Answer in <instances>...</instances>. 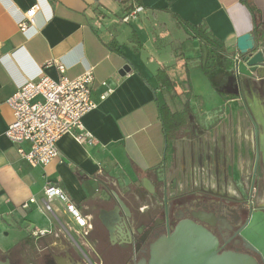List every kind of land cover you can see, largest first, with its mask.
Listing matches in <instances>:
<instances>
[{
	"label": "crops",
	"instance_id": "crops-1",
	"mask_svg": "<svg viewBox=\"0 0 264 264\" xmlns=\"http://www.w3.org/2000/svg\"><path fill=\"white\" fill-rule=\"evenodd\" d=\"M246 1L259 11L264 46V0H0V263L133 261L132 246L125 243L146 223L158 221L164 192L170 197L195 191L197 157L179 162L176 137L185 123L174 126L167 139L159 111L165 103L183 118L198 114L199 127L210 135L209 149L200 151L203 169L226 177L229 149L253 144L248 111L264 136V79L242 77L241 99L233 64L226 67L236 38L254 34ZM35 3L33 23L21 31L17 23ZM135 6L142 11L122 21ZM58 63L70 78L93 71L96 106L82 118L92 143L66 133L57 141L58 157L31 165L17 151H28L29 143H13L4 134L13 119L6 100L40 71L57 79ZM186 67L187 73L201 69L207 78L208 108L200 104V90L189 84L186 94ZM159 68L174 81L175 99L160 86ZM178 90L186 94L181 101L186 111L175 105L181 103ZM234 159L240 165L237 150ZM48 184L69 196L87 225L79 227L59 199L50 202V211L44 209ZM31 229L45 232L34 236Z\"/></svg>",
	"mask_w": 264,
	"mask_h": 264
},
{
	"label": "built area",
	"instance_id": "built-area-1",
	"mask_svg": "<svg viewBox=\"0 0 264 264\" xmlns=\"http://www.w3.org/2000/svg\"><path fill=\"white\" fill-rule=\"evenodd\" d=\"M38 9L39 5L35 3L24 11L23 17L17 23L21 31H25L33 23V17ZM140 11L141 6L133 7L122 17V21L126 22L129 18L136 17ZM46 64L50 65L52 61H47ZM57 69L60 73L57 79L40 71L36 77L19 85L6 100L13 119L7 125L4 134L13 143H29L28 151L20 147L17 151L31 165H46L58 157L57 141L66 133L72 134L81 143H92V135L84 129L82 118L96 106L91 95L93 71L89 68L80 75L70 78L65 75L64 65L58 63ZM44 197V209L50 211V202L55 198L59 199L79 227L87 225V218L59 186L46 185ZM26 205L27 203H24L23 206ZM44 232L30 230L34 236L42 235Z\"/></svg>",
	"mask_w": 264,
	"mask_h": 264
},
{
	"label": "water",
	"instance_id": "water-1",
	"mask_svg": "<svg viewBox=\"0 0 264 264\" xmlns=\"http://www.w3.org/2000/svg\"><path fill=\"white\" fill-rule=\"evenodd\" d=\"M229 59L233 63L239 95L244 99L242 77L264 79V46L260 47L252 32L244 33L236 38L235 52ZM258 142L264 156V136L259 135ZM257 159L258 151L255 162ZM239 233L247 247L259 253L264 263V208L250 211ZM128 240L132 242L131 237ZM133 264H258V261L247 253L220 251L218 239L209 229L191 219H182L170 231L152 240L147 253Z\"/></svg>",
	"mask_w": 264,
	"mask_h": 264
},
{
	"label": "flooded vegetation",
	"instance_id": "flooded-vegetation-1",
	"mask_svg": "<svg viewBox=\"0 0 264 264\" xmlns=\"http://www.w3.org/2000/svg\"><path fill=\"white\" fill-rule=\"evenodd\" d=\"M247 117L252 123L253 129L257 128V131L255 130L257 137L255 133L253 135L254 158L246 197L234 199L233 196L210 192L212 190L205 191V189L170 197L164 192L162 207L157 217L158 221L151 220V224L146 223L140 232L131 236L132 242L128 240L125 243H129L128 246H132L134 251L133 261L125 264H133L134 261L144 256L152 240L159 234L170 231L182 219H191L209 229L217 237L220 251L231 250L247 253L254 256L258 264H264L260 254L248 248L239 233L245 225L250 211L259 207L264 208V203L253 202V198H256L262 189L264 190V156L259 149V129L254 124L256 121L249 111ZM257 151L258 159L255 162Z\"/></svg>",
	"mask_w": 264,
	"mask_h": 264
},
{
	"label": "rangeland",
	"instance_id": "rangeland-1",
	"mask_svg": "<svg viewBox=\"0 0 264 264\" xmlns=\"http://www.w3.org/2000/svg\"><path fill=\"white\" fill-rule=\"evenodd\" d=\"M190 68V67H189ZM188 78H189V84L191 87V90H200L199 96L202 97L201 99L203 102H200L203 106L208 108L209 104H211L212 98L208 95V92L205 91L206 89V82L208 81L207 78L204 76L201 69L193 68L191 67L188 71ZM180 92V101L182 99L186 100L184 97V93L178 90ZM182 94V95H181ZM195 98L193 97L194 103ZM187 103V102H186ZM176 107L183 108V111H186L185 108L187 104L181 102L176 103ZM184 123L183 126H180L178 132H177V145L180 146V159L179 162H185L189 161V156H193L194 160L197 157L196 161V169L195 174L193 177V183L195 185V190H199L201 187L209 190H213L210 192H222L224 191V194H227L229 196H233L234 199H241L242 196L247 195L248 187H249V180H250V173H251V166L252 161L254 158V148L253 144L250 142L248 144L242 143L241 147L238 145L237 149H229L230 154H228V162H227V170L228 174L226 177H222L223 175L220 174H210L207 170V168L203 169L202 166L204 159H202V155H200V151H203V148L209 149L206 143H209V133L208 130H204L201 127H199L198 123L201 120L198 117V114L194 117H190L189 113H184ZM248 124V123H246ZM247 128H249V124L247 125ZM246 127L243 128L244 132L243 134H247L250 138L251 135V129L248 130ZM247 129V130H246ZM176 140V141H177ZM250 141H252L250 139ZM182 145V146H181ZM183 147V151L182 148ZM236 150H237V160L240 162V165L236 166L234 163L236 160L234 159V156H236ZM191 158V157H190ZM241 163L242 167L241 168ZM242 170V171H241ZM192 171V170H191ZM232 172V173H230ZM243 172V173H242ZM236 177V178H234ZM184 179V176H181V180ZM201 191V190H200ZM209 192V193H210ZM223 193V192H222ZM212 199V198H211ZM253 202L255 203H263L264 202V190L262 189L261 192L258 193L257 198H253ZM149 224H151V221H149Z\"/></svg>",
	"mask_w": 264,
	"mask_h": 264
},
{
	"label": "trees",
	"instance_id": "trees-1",
	"mask_svg": "<svg viewBox=\"0 0 264 264\" xmlns=\"http://www.w3.org/2000/svg\"><path fill=\"white\" fill-rule=\"evenodd\" d=\"M120 3L124 4L126 2H136L139 4L140 0H118ZM133 4V3H132ZM247 6L249 7L252 17L254 20V36L257 43L261 42L259 41V38L262 36V30L260 29L261 22L258 20L259 11L256 9V7L251 3L246 1ZM263 37V36H262ZM157 40V37H156ZM231 59H228L226 61V67L230 68L232 66ZM156 78L160 82V86L165 88L167 92L171 94V98L175 99L176 92H175V83L171 79L169 72L166 68H159L156 72ZM182 83L184 84V87H186L187 91L186 94L189 95V78L187 73V67H186V75L185 78L182 80ZM160 115L162 117V121L164 124V129L166 133V138L171 139L173 137V127L177 125H181L183 121V112H179L176 109L172 111L170 107L165 103L160 106L159 108Z\"/></svg>",
	"mask_w": 264,
	"mask_h": 264
}]
</instances>
